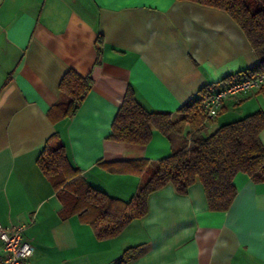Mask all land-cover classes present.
<instances>
[{"label": "crops", "instance_id": "1", "mask_svg": "<svg viewBox=\"0 0 264 264\" xmlns=\"http://www.w3.org/2000/svg\"><path fill=\"white\" fill-rule=\"evenodd\" d=\"M258 63L225 10L194 1L0 0V224L25 225L29 264H264V181L237 173L222 212L208 208L199 182L183 194L166 185L149 195L144 216L99 239L91 224L64 214L37 163L45 146L61 143L89 185L128 201L149 169L133 163L154 162L172 145L157 130L144 145L109 139L126 91L177 118L201 88L214 92ZM68 71L89 75L91 85L61 116ZM257 110L264 111V87L226 98L203 133ZM259 136L264 144V130Z\"/></svg>", "mask_w": 264, "mask_h": 264}, {"label": "trees", "instance_id": "2", "mask_svg": "<svg viewBox=\"0 0 264 264\" xmlns=\"http://www.w3.org/2000/svg\"><path fill=\"white\" fill-rule=\"evenodd\" d=\"M189 1L225 10L259 56V63L245 75L264 71V0ZM90 85L89 75L81 76L74 71L65 73L60 90L67 99L58 103L61 116L75 111ZM210 89L201 88L178 109L180 116L177 118L167 112L149 110L138 101L131 88L126 91L113 118L109 139L144 145L150 141L153 130H157L172 145V152L167 156L154 162L139 159L133 163L137 170L146 166L149 169L142 174L136 192L128 201L89 185L69 163L61 143L45 146L37 163L54 189L59 190L64 214H77L92 225L99 239H107L118 235L131 220L144 216L149 195L166 185H172L183 194L190 185L199 182L204 188L208 208L222 212L235 197L233 179L237 173H245L255 182L264 181V144L259 136L264 130V111L257 110L204 134L205 117L200 105ZM133 249L136 248L127 249L119 262L130 259Z\"/></svg>", "mask_w": 264, "mask_h": 264}, {"label": "built area", "instance_id": "3", "mask_svg": "<svg viewBox=\"0 0 264 264\" xmlns=\"http://www.w3.org/2000/svg\"><path fill=\"white\" fill-rule=\"evenodd\" d=\"M261 87H264V71L222 84L217 90L210 92L201 102L200 107L205 122L216 117L226 98L246 95ZM24 228L25 225L23 224L9 227L0 224V240L4 250L0 264H29L34 246L24 238Z\"/></svg>", "mask_w": 264, "mask_h": 264}]
</instances>
